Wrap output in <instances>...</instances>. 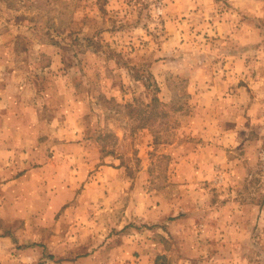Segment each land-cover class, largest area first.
Wrapping results in <instances>:
<instances>
[{
    "label": "rangeland",
    "instance_id": "obj_1",
    "mask_svg": "<svg viewBox=\"0 0 264 264\" xmlns=\"http://www.w3.org/2000/svg\"><path fill=\"white\" fill-rule=\"evenodd\" d=\"M0 39L77 181L0 264H264V0H0Z\"/></svg>",
    "mask_w": 264,
    "mask_h": 264
},
{
    "label": "crops",
    "instance_id": "obj_2",
    "mask_svg": "<svg viewBox=\"0 0 264 264\" xmlns=\"http://www.w3.org/2000/svg\"><path fill=\"white\" fill-rule=\"evenodd\" d=\"M1 44L0 39V231L25 233L31 242L27 243L23 258L30 261V256L52 244L51 232L68 221L69 215L74 216L76 209L66 205L73 199L71 193L77 181L71 173L66 172L68 175L64 176L66 169L70 170L68 165L61 168L56 162L60 144H50V133L54 135L57 127L50 133L49 129H45L47 133L44 131L43 123L53 125L52 115L48 120L33 104L29 105L33 100L29 101L24 94L27 76L20 70L21 64L18 68L13 65L11 49L2 48ZM239 57L242 56L239 54ZM243 59L238 64L250 66L244 54ZM41 134L48 136L46 141ZM232 134L236 137L238 132ZM47 144L50 150L43 149ZM54 147L56 152L52 153ZM3 220H18L21 228H3ZM36 236L37 242L34 241ZM69 262L72 261L57 264Z\"/></svg>",
    "mask_w": 264,
    "mask_h": 264
}]
</instances>
